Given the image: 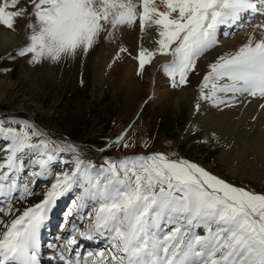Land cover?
<instances>
[{
  "label": "snow or ice",
  "instance_id": "obj_1",
  "mask_svg": "<svg viewBox=\"0 0 264 264\" xmlns=\"http://www.w3.org/2000/svg\"><path fill=\"white\" fill-rule=\"evenodd\" d=\"M0 26L22 32L13 51L30 65L82 62L103 45L108 68L130 62L141 82L151 70L153 89L157 71L172 89L198 76L194 114L264 101V0H0ZM241 31L237 45L221 39ZM131 127L97 149L124 154L97 163L34 118L0 112V264H44L42 231L65 195L63 233L48 245L55 264H264V189L175 150L127 153ZM200 142L222 139L210 131ZM85 240L96 247L82 250Z\"/></svg>",
  "mask_w": 264,
  "mask_h": 264
},
{
  "label": "rangeland",
  "instance_id": "obj_2",
  "mask_svg": "<svg viewBox=\"0 0 264 264\" xmlns=\"http://www.w3.org/2000/svg\"><path fill=\"white\" fill-rule=\"evenodd\" d=\"M23 2L20 0L21 4ZM17 23L23 24V18L18 17ZM17 45L0 52V69H12L9 73L0 71V112H14L26 117L32 113L33 118L55 136L82 145L83 151L97 163L102 155L124 154L115 148L103 153L97 149L103 148L108 139L131 125L128 135L132 137L133 147L126 149L127 153L175 150L231 182L257 191L264 189V180L230 173L224 158L219 156L218 144L200 142L204 136L201 128L192 123L195 118L189 115L190 98L181 96L180 89L170 88L162 72L155 75V87L162 91L143 107L137 119L136 113L150 94L147 80L150 71L141 82L133 73L126 74L122 67L118 69L123 70L115 72L106 63L98 64L102 45H98L82 62L78 58L30 65L24 58L16 56L13 49ZM6 52L16 59L8 60ZM199 68L203 71V63ZM198 79V76L192 77L193 87ZM178 95L182 98L176 102ZM190 122L196 125L194 131L189 127ZM143 141L148 142L147 148L143 147ZM43 186V182L39 183L36 190L39 192ZM71 199L70 195L61 197L51 213L42 231L44 249L63 233L61 225L65 223ZM93 246L96 247V242ZM50 250L46 249L47 252Z\"/></svg>",
  "mask_w": 264,
  "mask_h": 264
},
{
  "label": "bare ground",
  "instance_id": "obj_3",
  "mask_svg": "<svg viewBox=\"0 0 264 264\" xmlns=\"http://www.w3.org/2000/svg\"><path fill=\"white\" fill-rule=\"evenodd\" d=\"M260 22H262L260 17H256L251 21L252 24ZM246 31L238 32L236 35L226 38L221 37V39L226 40L229 45H237L245 38ZM22 38V32H11L0 27V52L19 44ZM132 41L133 35L129 34L127 42L131 43ZM107 51H109L108 48L102 45L98 64L104 65L106 63L108 58ZM118 67H122L126 74L133 73L130 62L115 65L113 67L115 72H119L122 69H118ZM203 67L205 68L204 64ZM149 71L151 72V76H147L149 93L151 94L153 90L160 93L162 90H159L157 87L153 89L152 71ZM179 91L181 93H178L181 96L190 98L189 115L191 118H195L194 120L192 119V123L201 128L203 136L207 135L210 131H215L221 137L222 143L216 144L220 146L221 151L219 156L224 158L228 171L232 174L240 173L241 176L264 180V108L261 107L264 101L259 100V98H249L247 103H240L230 108L221 109H217L210 104H205L199 114H194L192 101L195 98V87L191 86ZM180 98L182 97L178 95L176 102ZM29 117L33 118V114L31 113ZM225 144H231V148H226ZM92 242L95 241L85 240V244L89 246L93 244ZM84 250L87 251L88 247L84 248ZM47 253H45L42 259L48 256Z\"/></svg>",
  "mask_w": 264,
  "mask_h": 264
}]
</instances>
